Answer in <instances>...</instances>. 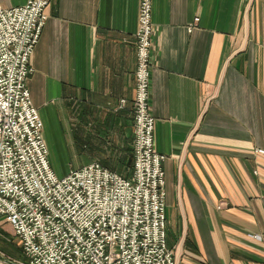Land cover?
Returning a JSON list of instances; mask_svg holds the SVG:
<instances>
[{"label": "crops", "instance_id": "crops-1", "mask_svg": "<svg viewBox=\"0 0 264 264\" xmlns=\"http://www.w3.org/2000/svg\"><path fill=\"white\" fill-rule=\"evenodd\" d=\"M153 4L150 109L176 264H264V0ZM46 14L28 89L52 168L70 173L62 158L85 132L92 163L131 176L139 0H53Z\"/></svg>", "mask_w": 264, "mask_h": 264}, {"label": "built area", "instance_id": "built-area-1", "mask_svg": "<svg viewBox=\"0 0 264 264\" xmlns=\"http://www.w3.org/2000/svg\"><path fill=\"white\" fill-rule=\"evenodd\" d=\"M52 1L0 7V222L21 239L27 263L4 260L176 264L167 238L165 157L154 149L150 109L154 0H139L134 164L129 178L98 162L62 178L51 166L44 123L28 81Z\"/></svg>", "mask_w": 264, "mask_h": 264}, {"label": "rangeland", "instance_id": "rangeland-1", "mask_svg": "<svg viewBox=\"0 0 264 264\" xmlns=\"http://www.w3.org/2000/svg\"><path fill=\"white\" fill-rule=\"evenodd\" d=\"M73 125L74 123H72V126ZM89 136V133L86 134L85 132H82L79 140L75 138V140L69 144V150L62 158V162L64 163L63 165L65 166L59 167V170H66L67 173L71 170L77 171L90 165L94 161V158H92L94 152L90 146ZM55 145H57V143L54 138L52 141V147L54 149L52 153L57 156V154L61 152L55 150ZM58 146L63 145L60 144ZM57 176L62 178L63 174L57 173ZM21 250V239L14 235L12 228L7 223L0 222V264H8L4 259L8 261L15 260L20 263H27V259Z\"/></svg>", "mask_w": 264, "mask_h": 264}, {"label": "trees", "instance_id": "trees-1", "mask_svg": "<svg viewBox=\"0 0 264 264\" xmlns=\"http://www.w3.org/2000/svg\"><path fill=\"white\" fill-rule=\"evenodd\" d=\"M131 167H132V165L130 164L129 165V168H127L128 170H130L131 169ZM108 169H110V168H108ZM112 170V169H111ZM130 172V171H129ZM122 176H124V177H129L130 175H129V173L127 172L126 174H124V175H122Z\"/></svg>", "mask_w": 264, "mask_h": 264}]
</instances>
